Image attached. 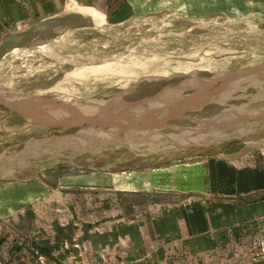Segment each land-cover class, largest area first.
<instances>
[{
    "label": "rangeland",
    "instance_id": "rangeland-1",
    "mask_svg": "<svg viewBox=\"0 0 264 264\" xmlns=\"http://www.w3.org/2000/svg\"><path fill=\"white\" fill-rule=\"evenodd\" d=\"M125 4L126 24L42 22L0 51V100L27 103L0 104V264H264V218H244L264 207L247 115L264 111V0ZM154 134L155 163L101 170Z\"/></svg>",
    "mask_w": 264,
    "mask_h": 264
},
{
    "label": "crops",
    "instance_id": "crops-1",
    "mask_svg": "<svg viewBox=\"0 0 264 264\" xmlns=\"http://www.w3.org/2000/svg\"><path fill=\"white\" fill-rule=\"evenodd\" d=\"M121 3H123L122 7L114 10ZM126 8L125 0H0V51L15 40H25L27 38L26 33L35 31L36 27L42 22L49 24L58 21V25L62 26L88 20L98 22L103 18L113 21L111 24L113 26L126 24L133 18V13ZM137 119L140 120V118ZM114 132L117 133V131ZM118 136L108 140V143L102 142V145L103 143L116 142ZM148 136L150 137L142 140L138 145L123 149V152L115 159L106 161L107 165L103 166L104 169L101 170L108 171L111 168L127 167V165L143 169L149 166L148 163H155L154 159L162 156L165 152L161 141L167 139L165 134ZM151 138H153L152 142L154 144L144 143L147 140L151 141ZM106 149L108 147L104 149L93 148L90 150L89 155H98L107 151ZM119 150L122 151V149ZM152 156L154 157L152 158ZM244 211L246 220L264 218V207Z\"/></svg>",
    "mask_w": 264,
    "mask_h": 264
},
{
    "label": "water",
    "instance_id": "water-1",
    "mask_svg": "<svg viewBox=\"0 0 264 264\" xmlns=\"http://www.w3.org/2000/svg\"><path fill=\"white\" fill-rule=\"evenodd\" d=\"M42 48H35V50H41ZM259 70H261V69H253V71H250V72H257V71H259ZM245 75V74H244ZM225 78V77H224ZM223 78V79H224ZM209 83L207 84L208 86H212V81H208ZM262 82H264V81H262ZM230 82H228L227 84H225V88H227V85L229 84ZM215 101H218V100H215ZM0 104L1 105H5L6 106V108H8L9 109V111H10V113H12V112H15V113H18V112H23V110H24V107L25 106H27V103H25V100H0ZM31 109V108H30ZM18 111V112H17ZM29 112V111H28ZM35 113L32 111L31 112V116H33ZM248 115V117L250 118V119H248V117H246L247 119H248V121H252L251 119H253L254 118V121H256V122H258L259 121V123H260V128H262V126H263V128H264V111L262 110L260 113H256V114H254V112L253 113H249V114H247ZM91 117V116H90ZM39 118V117H38ZM41 119H42V117H40ZM91 119V118H90ZM46 120H48V121H50V122H53V123H56L55 121H57L56 119H46ZM62 124H65V123H62ZM262 128V129H263ZM128 137H130L129 135H127ZM126 136V137H127ZM147 137H150V136H145V135H138L137 137H136V139H147ZM79 138V140H81L82 139V141H83V139L84 138H86V136H80V137H78ZM166 139H167V137H165ZM111 143V142H110ZM109 143V144H110ZM112 143H114V142H112ZM108 144V145H109ZM119 146V147H121V146H123V144H121V143H119L118 141H116L112 146ZM186 145H188V143H186ZM111 147V146H110ZM110 147H108V150H109V148ZM86 152L87 150V152L86 153H88L91 149H82V150H80V152H84V151ZM84 152V153H85ZM21 155H23V153L21 154ZM21 155H19V156H16L15 157V160H13V164H15V167L14 168H16L17 166L19 167L20 166V160L22 161V158H24L25 157V155L26 154H24L23 156H21ZM10 161V160H9ZM10 162H12V161H10ZM10 170L8 169V171L5 169V170H3L2 172H9Z\"/></svg>",
    "mask_w": 264,
    "mask_h": 264
},
{
    "label": "bare ground",
    "instance_id": "bare-ground-1",
    "mask_svg": "<svg viewBox=\"0 0 264 264\" xmlns=\"http://www.w3.org/2000/svg\"><path fill=\"white\" fill-rule=\"evenodd\" d=\"M107 68L106 65H100V66H96L95 69H90V70H97L98 72H101L102 70H105Z\"/></svg>",
    "mask_w": 264,
    "mask_h": 264
}]
</instances>
